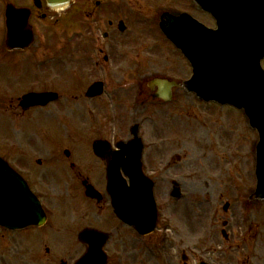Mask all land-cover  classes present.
<instances>
[{"label":"rangeland","instance_id":"1","mask_svg":"<svg viewBox=\"0 0 264 264\" xmlns=\"http://www.w3.org/2000/svg\"><path fill=\"white\" fill-rule=\"evenodd\" d=\"M126 1L121 2L120 8L127 15V10L136 4V0ZM163 5H169V2L149 0L145 6L148 11L141 13L142 24L134 23L138 33L154 35L148 19L155 16L157 6ZM210 17L204 15L202 20L213 27L215 24ZM159 39L164 47L161 46L160 50H110L115 69L111 62L106 72L84 66L78 71V76L74 74L75 65L70 62L59 65L56 72L50 67L43 69L38 66L40 68L36 69L37 64L25 68V58L20 60L16 56L20 62L14 66L20 67L19 71L15 75L13 70L9 76H13L15 85L26 83L21 87L25 91L56 87L58 83L51 77H59L60 83L65 86L77 80L75 82L80 90L88 89L97 79L115 81L122 77L125 82L117 97L110 95L118 84L109 82L106 95L97 100L87 98L84 93L74 97L77 88L68 93L63 87L62 99L48 112L17 117L16 122L11 121L7 112L0 108V155L12 159L8 157V150L14 146L17 149L22 147L25 152L27 160L16 162L21 168L36 166L38 159L43 160L36 176L44 173L41 177L45 182V203L49 214V221L44 227L27 230L22 237L20 233L0 230V264H60L62 260L74 264L86 251L79 243L76 232L95 224L109 230L114 222L120 223L109 205L98 208L86 198L81 180L89 179L97 187L106 183V163L94 155L92 144L96 139H105L113 144L132 140L131 128L135 125H139V135L146 145L145 172L156 181L160 222L171 223L162 232L169 235V240L161 239L159 246L150 240L145 243L127 229L130 240L126 244L116 243L119 239L116 237L109 245L110 264H165L166 259L173 264H184L183 254L195 264L200 260L201 246L208 239L207 234L209 238H215L214 231L219 230L224 221L237 228L246 222L243 216L250 219L251 235L258 228L264 231V204L251 209L244 206V193L253 190L256 185L254 158L258 132L248 127L243 112L230 106L207 105L195 95L183 92L171 104H151L142 101L145 92L139 96L137 87H131L132 80L137 83V78H142L144 74L165 72L171 76H191L189 63H183L174 47L161 36ZM6 105L9 104L5 103L4 107ZM57 116L58 119H55ZM66 120L71 121V126ZM44 126L47 129L45 127L43 133ZM70 127L71 131H68ZM41 139L49 146H56L48 151ZM66 149L71 152L70 158L64 154ZM51 152H55L54 165L58 170L47 176L51 167L45 162ZM173 182L181 184L188 197V206L183 201L176 210L172 208L169 191ZM206 189L211 194L204 193ZM226 202H233L228 212L223 209ZM173 215L175 222L181 224V230L185 227L180 237L174 236V230L178 228L173 222ZM112 218L115 220L112 221ZM23 240L24 243H21ZM164 243L166 248L162 249ZM122 254L126 257L124 261L118 258Z\"/></svg>","mask_w":264,"mask_h":264},{"label":"water","instance_id":"2","mask_svg":"<svg viewBox=\"0 0 264 264\" xmlns=\"http://www.w3.org/2000/svg\"><path fill=\"white\" fill-rule=\"evenodd\" d=\"M50 5H63L69 0H47ZM211 12L219 23L218 30L204 28L199 23L191 32L192 42L182 41L178 45L191 60L193 78L186 83L206 101L234 105L242 110L252 128L259 131L257 146V189L251 201L264 200V0H196ZM25 9L8 6L7 16H27ZM165 32H173L167 24ZM203 28V27H201ZM27 36L29 34L27 33ZM21 38V37H20ZM29 39H27L28 41ZM99 86L89 95H96ZM48 95H31L27 102L43 103ZM118 151L109 154L108 192L117 216L134 226L141 234L150 233L156 224L157 209L153 199V184L141 168L142 146L135 139L131 143H119ZM95 152L104 156L108 148L97 143ZM121 169L130 177L127 184ZM90 187L87 195H94ZM46 215L27 183L0 158V225L23 228L42 225ZM80 239L89 244L88 252L77 264H107L103 247L107 236L93 230H85Z\"/></svg>","mask_w":264,"mask_h":264},{"label":"flooded vegetation","instance_id":"3","mask_svg":"<svg viewBox=\"0 0 264 264\" xmlns=\"http://www.w3.org/2000/svg\"><path fill=\"white\" fill-rule=\"evenodd\" d=\"M12 1L16 3L21 0ZM122 1L123 0H114L115 4L112 5L111 0H75L74 4L67 10L55 13L51 11L44 0H41L39 5H37L34 0H28V6H30L31 9L30 24L33 27L35 35L34 43L25 52L8 51L10 49L6 46V22L1 21L0 75L4 76L6 73L10 74V70L17 62L16 56L21 53L26 55V60L29 63H38V66H42L43 69L50 67L55 69L56 72L58 66L64 62L66 57V60H69L71 64L75 65L74 74L78 76V71L80 68L83 69L84 66L92 69H101V71L106 70V66L111 59L113 67H115L114 56L112 57V55H110V50H160L162 45L157 35L150 31L149 33H153V36H143L138 33L135 28V24H142L140 19L141 13L148 11L145 6L149 0H136V4L133 5L131 9L127 10V17L123 15L121 18L119 17L118 10L113 9V7H117L118 3ZM167 1L169 2V7L167 9L171 10L173 13L180 14L181 12H188L197 20L203 22L202 17L205 12L197 8L193 0ZM5 2L7 3L8 1ZM6 3L4 4L6 5ZM140 3H142V5H139ZM121 11L124 12L123 9H121ZM121 20L124 21L123 26L126 28L124 32L120 30ZM107 51H109V54L106 53ZM46 73L49 74L48 72ZM121 78L115 81L109 80L112 85L118 83L116 86L118 89H116V91L111 90L113 97L121 92V87L124 83V80ZM51 79L55 83H58L56 87L32 88L26 91L21 89V87L26 86V83L15 85L10 79H3V84L0 85V103L4 104L3 102H8V110L12 116H16V114L19 113L24 116L32 111H46L52 107L54 103L59 101L50 103L44 108H34L30 111L23 112L20 107V99L28 92L57 91L60 97H63V87H65L68 93H72L74 88H77L79 92V87L76 83L77 80L71 81L72 86L70 88V86H65L63 83H60L61 80L55 77H51ZM109 82L106 81L104 84V95L109 89ZM138 84L139 80L137 83L132 80V86H137ZM140 85L142 86V83H140ZM104 95L94 100L100 99L104 97ZM1 96H3V99ZM12 154H15L14 149L12 150ZM14 161L17 162L16 159H14ZM20 171L29 179L27 180L31 188L35 189L37 193H41V195L44 194L42 193V189L45 182L42 177H36L34 171H31L30 166L21 168ZM25 172L29 174L26 175ZM84 181L85 179H82V184ZM179 187L183 189L181 184ZM98 189L103 193L105 183L99 186ZM171 193L172 191H169L170 196ZM204 193L211 194L207 189ZM89 200L92 204L98 206V208L104 205H109L110 207V199L106 192L103 193V199L101 201L95 199ZM228 204V211H230L233 202H228ZM243 218L246 219V222L237 226V228L230 226L229 221H224L223 226L219 230L216 229L214 231L213 236L216 235L215 238H209L207 234L208 239H206L205 243L201 246L199 262L207 264H264V239H261L264 238V232L255 231L251 235L252 226L250 219H247V216H243ZM113 220L115 219L112 218V221ZM113 224L114 227L112 226V229L109 230H106L105 226L102 225H91V228L110 233L111 239L107 244L108 247L116 237H119L116 243L119 242L121 245L126 244L128 240H130L127 229H130L140 241L149 243L150 240L152 244H154V242L159 243L160 224H158L157 229L151 235L146 237L140 236L121 221L118 224L116 222ZM174 235L177 237L181 236L178 231H176ZM257 237H259L258 241L256 240ZM199 262L196 261V263ZM165 264H173V261L166 259ZM184 264L192 263L188 260Z\"/></svg>","mask_w":264,"mask_h":264}]
</instances>
